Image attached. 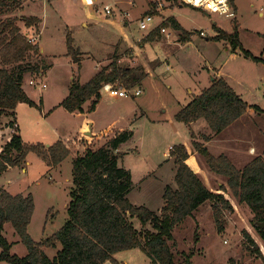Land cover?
<instances>
[{"label":"rangeland","instance_id":"1","mask_svg":"<svg viewBox=\"0 0 264 264\" xmlns=\"http://www.w3.org/2000/svg\"><path fill=\"white\" fill-rule=\"evenodd\" d=\"M49 1L15 0L13 5L0 11V20L14 19L27 38L33 39L31 44L56 53L50 57L51 65L46 61L49 56L41 52L40 58L33 55L32 61L40 60L43 68L39 72L26 71L22 74V87L36 106L21 102L13 110V116H0L2 128L10 122L16 123L26 143L47 146L61 138L70 149L71 154L55 166L49 165L38 154L28 152L25 162L8 167L0 174V188L11 194L32 195L34 212L27 227L36 243L52 236L67 219L73 156L76 152H83L85 147L104 145L117 129L130 127L133 131L132 137L115 151L118 166L131 171L133 186L128 199L134 205L152 210L162 207L165 185H174L175 145L188 144L192 151L191 140L203 142L214 156L226 154L236 168L256 155L264 157V62L251 59L243 50L234 51L227 40L215 39L218 28L232 33L235 23H238V37L243 48L251 55L264 59V0H231L234 7L232 17L208 14L180 0H149L150 8L146 11L135 6L133 1L123 6L118 0H52L49 8L55 10L52 14H58L60 23L54 25L47 20L44 28L40 17L42 10H39L43 9V3L46 11V2ZM106 5L112 8L111 14H105ZM143 6L146 5L143 3ZM165 9V16H173L177 25L160 18ZM146 12L153 14L154 18L146 29L141 30L137 21ZM21 17L37 18L32 32L27 31L28 27ZM84 22L88 26H83ZM162 27L164 32L160 30ZM120 30L126 33L129 43L135 44L137 56L130 51H118L125 50L127 44L123 47L114 45ZM154 31L159 32L154 36ZM67 38H71V50L77 52L75 55L80 64L74 62L69 54L65 44ZM61 52L66 53L59 54ZM111 60L120 66L137 69L138 74L152 69L155 77L147 78L143 85L145 73L135 84L125 86L116 82L113 85L117 88L113 90L107 92L101 89L97 107L89 113L86 111L89 102L83 105L82 114L69 113L59 105L67 96L73 80L88 82L97 70L107 66ZM218 71L249 106L246 114L214 137L203 117L188 127L186 123L176 121L173 114L209 86L211 76ZM118 87L129 90L140 87L142 91L121 97ZM254 105L260 109H254ZM171 117L172 122L169 120ZM91 120L92 131L89 128ZM13 129L9 125L6 132ZM88 130L97 134L89 135ZM204 135H209V140L206 141ZM195 156L202 169L198 174L206 187L223 193L234 210L225 213V228L218 233L210 203H202L172 231L173 239L169 242L173 246L174 260L181 264L185 263L186 257L192 264L260 262V258L246 251L247 240L243 230L249 232L264 256V242L253 231L249 207L243 202L238 203L230 191L216 190L218 183H226V178L210 173L205 168L204 157L197 152ZM129 220L138 230H144L136 217ZM3 228V235L11 244L10 252L19 257L27 254V246L12 225L7 222ZM148 228L151 226L148 225ZM55 245L41 247L52 258L60 248L58 242ZM113 256L119 264H151L150 258L138 247L118 251ZM0 264L10 263L3 260Z\"/></svg>","mask_w":264,"mask_h":264},{"label":"trees","instance_id":"2","mask_svg":"<svg viewBox=\"0 0 264 264\" xmlns=\"http://www.w3.org/2000/svg\"><path fill=\"white\" fill-rule=\"evenodd\" d=\"M14 2L15 0H0V11ZM229 3L233 6L231 0ZM21 19L29 27L37 18ZM170 20L177 25L174 18ZM237 26L238 23H235L232 33L218 28L215 39L227 40L234 51L243 50L251 59L264 62V59L251 55L243 48ZM158 32L154 31V36ZM65 44L73 61L80 64L75 55L77 52L71 50V38H67ZM39 52V46L31 44L14 19L0 20V116H13V110L21 102L36 106L25 93L21 79L26 71H40V60L32 61L33 55L39 56ZM111 61L88 82L73 80L67 96L59 105L69 113H83V105L89 102L86 111L90 112L95 109L105 84L121 82L125 86L132 85L145 74L142 71L138 74L137 69L131 66L124 67ZM182 106L175 113L176 121L190 123L203 117L210 131L218 134L245 114L248 103L233 91L224 77L217 76L208 87ZM253 107L260 109L256 105ZM9 125L14 129L10 140L0 150V174L8 167L25 162L28 152L38 154L49 165L54 166L71 154L67 143L61 138L47 146L26 143L18 132L17 124L10 122ZM131 136L130 131L117 129L104 145L85 147L83 152H76L71 170V199L66 206L67 219L43 242L36 243L28 233L27 225L34 212L32 195L11 194L0 188V261L5 260L10 264H119L114 253L138 247L150 258L151 264H181L174 260L173 246L169 242L173 239L172 231L204 202L210 203L217 232L221 233L225 228V213L233 212V206L223 193L206 187L200 175L186 164L189 153L183 143L173 146L176 156L174 185H165L162 207L152 210L130 202L128 194L132 189V175L130 170L118 166L115 151ZM203 138L207 141L210 137L204 135ZM190 145L192 151L204 157L205 168L210 173L221 174L226 178V183H218L216 190L230 191L238 203L247 204L252 213L253 231L264 242V227L258 224L264 221V157L256 155L242 167L236 168L226 154L214 156L203 142L194 139ZM130 217H136L144 230H138L129 220ZM7 222L27 246V254L19 257L10 252L11 244L3 235V227ZM148 225L151 226L150 229H146ZM243 236L247 240V253L260 258V262L255 264H264L259 245L247 230H243ZM57 242L60 248L55 256L48 257L41 246H56ZM184 264L192 262L186 257Z\"/></svg>","mask_w":264,"mask_h":264},{"label":"crops","instance_id":"3","mask_svg":"<svg viewBox=\"0 0 264 264\" xmlns=\"http://www.w3.org/2000/svg\"><path fill=\"white\" fill-rule=\"evenodd\" d=\"M51 1L52 0H50L49 2H46L47 3V5H46V8H47V10L45 11V8L43 7L44 6V2L43 1H41V2H43L42 3V5H41V8H43V9H40L39 11H41L42 10V12H41V18L43 19L42 20V23H43V27L45 28V26H46V21L47 20H50L54 25L56 24V25H59V23H60V17L58 16V14H52V12L54 13V11L55 10H53V8H49V6H51ZM94 1H96V0H94ZM134 2V5L135 6H140L143 10L142 11H146L147 9H149L150 8V6H148V5H150V3H149V0H127V2H126V0H118V2L119 3H121L123 6H125L124 5V3L125 4H127V3H130V2ZM142 1V2H141ZM164 1H166V0H164ZM169 1H175V0H167V2H169ZM177 1V0H176ZM132 2V3H133ZM143 3L146 5V6H143ZM120 4V5H121ZM172 7V6H171ZM171 7H169V8H171ZM168 9V8H167ZM167 9H165L164 11H162V13H163V17H160L161 19H168L169 21H171L170 19H173L174 17L173 16H165V11L167 10ZM141 11V10H140ZM141 11V12H142ZM140 13V12H139ZM146 13H150V12H146ZM156 16H158L159 17V15H156ZM165 19V20H166ZM57 22H59V23H57ZM115 23V22H114ZM47 25H49V21L47 22ZM83 26H88L87 25V23H83ZM120 28H121V26H119ZM33 26H29L28 27V29H27V31L29 30V31H31L32 32V30H33ZM43 30V29H42ZM42 32V31H41ZM41 32L38 34V36L41 34ZM126 33L125 32H122V30H120V33H118V38L116 39V41H115V44L114 45H116V44H118V47H119V44L120 45H122V47H123V44H127L126 45V49L124 50L123 48L122 49H120V50H118L120 53L121 52H125V51H130V52H133V55H135V56H137V54H136V52H134V48H135V44H133V42L132 43H129L128 41H127V37H126V35H125ZM40 38V37H39ZM178 41V40H177ZM117 48V47H116ZM39 49H40V52H41V54H43V55H47V56H49L47 59L48 60H46L47 61V63H49L50 65H51V61H50V57H53L56 53H54V52H52V51H47V50H45V48L43 47V46H39ZM66 51V50H65ZM64 53H66V52H61V53H59V54H64ZM101 69V68H100ZM99 69V70H100ZM98 71V70H97ZM145 73H146V76L143 78V80H142V83H143V85H144V82H145V80H148L147 78H150L151 76L154 78L155 76H154V74H153V72H152V69H146L145 70ZM213 76V77H212ZM211 76V81L213 80V78L214 77H217V76H220V77H223V74L221 73V72H216V74H214V75H212ZM210 84H211V82H210ZM209 84V85H210ZM208 87V86H207ZM137 89H139L140 90V92L142 91V88H140V87H136ZM206 88V87H205ZM204 89V88H203ZM182 106V105H181ZM248 106H249V104H248ZM97 107V106H96ZM87 113H89V112H87ZM176 113V112H175ZM175 113L173 114L174 116H175ZM80 114H82V113H80ZM246 114V113H245ZM3 116V115H2ZM171 122L173 121L172 120V117L169 119ZM9 121V120H8ZM7 120L5 121V122H8ZM92 122L91 123H89L90 124V127L89 128H91L92 127V123H93V120H91ZM182 123V122H181ZM194 122H190V123H186L187 125H188V127H189V124L191 125V124H193ZM111 124H109V126H110ZM3 126L2 125H0V150L2 149V147H3V145L7 142V141H9L10 140V136H11V134H12V132H11V130H10V132H6V129L9 127V125L8 126H5V128L3 129L2 128ZM121 129H125V130H128V131H130L131 132V134L133 135V131H132V129L130 128V127H127V128H121ZM91 131H92V128H91ZM101 131V130H100ZM211 132V131H210ZM91 133H93V134H97L96 132L94 133V132H91ZM211 133H213V132H211ZM220 133V132H219ZM219 133L218 134H214V137L215 136H219ZM132 137V136H131ZM206 145V144H205ZM185 147H186V150L188 151V153H189V156H188V158L185 160V162H186V164L190 167V169H192L194 172H196V173H200L201 172V170L202 169H200V166H199V162L197 161V158H196V152H194V151H191L190 150V147H188V144H186L185 145ZM206 147H207V145H206ZM189 149V150H188ZM207 149H208V147H207ZM212 154V153H211ZM193 158V162H190L191 161V159ZM129 170V169H128ZM131 172V171H130ZM200 175V174H199ZM132 186H133V182H132Z\"/></svg>","mask_w":264,"mask_h":264},{"label":"built area","instance_id":"4","mask_svg":"<svg viewBox=\"0 0 264 264\" xmlns=\"http://www.w3.org/2000/svg\"><path fill=\"white\" fill-rule=\"evenodd\" d=\"M182 3L190 5L194 8H201L203 11L207 12L208 14H221L228 17L234 16V9L233 6L229 3V0H180ZM161 6V4H159ZM112 8L109 6H104V12L105 14H111ZM154 15L151 13H144L142 17H140L137 21V24H139V28L141 30L146 29L150 23L153 21ZM162 32L165 31V28L162 27L160 29ZM203 31L200 32L202 34ZM29 41L33 42V39H29ZM43 87H45V84H43ZM105 91L113 90L114 85L112 83H108L104 85ZM130 88H124V87H118V95L121 97H124L126 95H136L140 93V90L137 88H133L129 90Z\"/></svg>","mask_w":264,"mask_h":264},{"label":"water","instance_id":"5","mask_svg":"<svg viewBox=\"0 0 264 264\" xmlns=\"http://www.w3.org/2000/svg\"><path fill=\"white\" fill-rule=\"evenodd\" d=\"M42 68H43V67H42ZM87 134L91 135V131L88 130V131H87ZM258 224H259V226L264 227V221H262V222H258Z\"/></svg>","mask_w":264,"mask_h":264}]
</instances>
